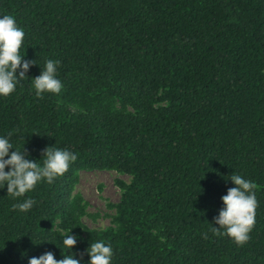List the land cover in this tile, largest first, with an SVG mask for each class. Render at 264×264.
<instances>
[{"label": "trees", "instance_id": "16d2710c", "mask_svg": "<svg viewBox=\"0 0 264 264\" xmlns=\"http://www.w3.org/2000/svg\"><path fill=\"white\" fill-rule=\"evenodd\" d=\"M5 14L39 66L0 97V135L32 159L48 146L77 159L24 197L0 189V264L61 259L62 229L80 237L82 264L98 239L112 264H264V0H0ZM48 59L63 88L37 97L31 78ZM83 171L129 177L115 181L106 228L82 221ZM231 174L256 185L243 245L210 230ZM25 198L35 204L21 212Z\"/></svg>", "mask_w": 264, "mask_h": 264}, {"label": "clouds", "instance_id": "9594fccd", "mask_svg": "<svg viewBox=\"0 0 264 264\" xmlns=\"http://www.w3.org/2000/svg\"><path fill=\"white\" fill-rule=\"evenodd\" d=\"M24 38L25 32L14 16L0 15V97L14 93L21 82L28 79L26 74L29 69L38 65L35 60L21 55ZM59 65V60L48 59L39 75L31 78V87L37 97L44 93L61 92L63 83L58 77ZM12 136V132L0 135V189L6 187V192L14 198L24 197L42 181L53 183L77 159L76 154L67 148L48 146L42 150L43 159L38 163L41 158H30L31 153L24 147V142L20 147L14 146ZM228 180L233 187L220 197L221 207L210 223V230L214 235L227 236L236 244L243 245L250 239L249 234L256 223V185L241 174H231ZM34 204V199L25 198L14 207L27 212ZM70 230H61V243L65 249L61 259H57L53 251L47 250L39 256L28 258L27 264H82V258H76L71 251L80 237ZM203 235L207 236L206 233ZM85 251L88 257L86 264H112L113 247L104 240L92 242Z\"/></svg>", "mask_w": 264, "mask_h": 264}, {"label": "rangeland", "instance_id": "374dc122", "mask_svg": "<svg viewBox=\"0 0 264 264\" xmlns=\"http://www.w3.org/2000/svg\"><path fill=\"white\" fill-rule=\"evenodd\" d=\"M116 180L129 181V177L113 171L80 172L75 193L80 194L88 204V216L82 219L88 228L103 229L111 224L114 210L108 204H116L120 197ZM95 214L98 216L94 217Z\"/></svg>", "mask_w": 264, "mask_h": 264}]
</instances>
